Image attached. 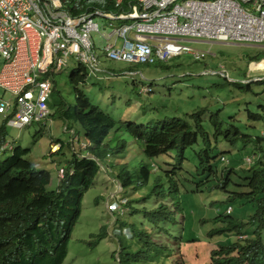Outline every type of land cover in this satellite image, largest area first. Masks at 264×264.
Returning a JSON list of instances; mask_svg holds the SVG:
<instances>
[{
  "label": "trees",
  "instance_id": "obj_1",
  "mask_svg": "<svg viewBox=\"0 0 264 264\" xmlns=\"http://www.w3.org/2000/svg\"><path fill=\"white\" fill-rule=\"evenodd\" d=\"M101 71L103 69L89 72L84 65L74 66L68 76V84L75 94L74 104L62 98L55 76L53 78L54 91L49 101L53 111L51 118L61 119L67 130L83 134L86 149L80 154L89 156L80 157L74 152L65 167V177L57 179L56 189L48 188L50 170L36 167L35 162L27 158L30 149L13 146L11 155L0 160V264H63L69 239L81 214L83 197L92 187L102 167L100 163H109L111 155L116 156V160L121 159L120 164L113 167L116 172H112L122 190L127 193L129 188L136 190L140 186L145 191L140 199L125 203L133 216L139 215L141 219L128 223L116 218L121 228L117 229L118 234L125 233L124 242L120 241L117 264L153 261L154 254L147 251L148 247L164 251L168 245L161 240L157 247L158 238H174L173 230L180 225L179 246L207 243L210 247L207 264H264V132L259 137L244 134L238 126L222 118L220 110L211 112L203 107L177 113L151 125L116 121L79 88ZM148 86L151 93L152 85ZM139 88L137 93L142 95ZM249 90L246 85L245 91ZM260 109L247 112L249 122L264 121V107ZM2 122L0 149L5 152L2 147L6 144V120ZM43 128L36 134L41 135L39 138L43 136ZM45 129L50 130V127ZM120 131L125 134L123 138ZM128 135L134 145L140 146L139 164L128 162ZM221 140L231 145L238 141L244 145L253 142L255 147L247 156L249 162L240 165L229 159L215 145ZM55 142L61 144L57 153L62 154L65 143L58 139ZM104 168L111 167L105 165ZM189 194L197 197L208 194L213 199L210 205L217 202L228 204L227 207L238 199L242 204H251L253 211L246 221L234 218L231 211L209 219L200 215L193 222L188 209L184 213V202H181L182 197L184 200L192 198ZM218 195H221L220 200ZM147 199L150 202L145 206ZM166 199L170 200V206L165 203ZM140 202H144L143 205ZM190 202L187 200L188 204ZM176 218L180 220L177 222ZM136 220L144 225L143 229L136 225ZM195 223L203 229L209 226L205 238L186 237L187 230ZM99 237L106 236L101 232ZM208 237L215 242H210ZM127 238L133 241L127 244ZM135 243L137 248L128 250ZM181 261L188 263L182 254Z\"/></svg>",
  "mask_w": 264,
  "mask_h": 264
},
{
  "label": "rangeland",
  "instance_id": "obj_2",
  "mask_svg": "<svg viewBox=\"0 0 264 264\" xmlns=\"http://www.w3.org/2000/svg\"><path fill=\"white\" fill-rule=\"evenodd\" d=\"M97 2L98 0L96 4ZM93 39L99 44L102 41L96 34H93ZM185 44L208 52V54L200 60H194L190 55L182 54L165 64L151 65L104 61L102 64L104 70L94 73V76L88 79L87 84L79 88L116 121L151 125L177 113L191 112L203 107L211 112L220 110L221 117L238 126L242 133L252 137L261 136L264 132V121L249 122L247 112H259L260 108L264 107V62H261L264 58V48L219 42L188 41ZM76 65L75 60L69 59L70 68L55 76L62 98L72 104L75 102V94L68 84V76ZM141 84H151L153 91L138 95V88ZM235 84L243 85L237 87ZM246 85H249V91H245ZM0 95H2L1 90ZM2 123L0 118V125ZM5 127L7 148L5 152L0 149V160L11 155L13 146L30 149L27 158L35 162L36 167L50 170L51 183L48 188L56 189L58 169L66 167L73 156L67 143L70 139V132L69 129L64 130L63 120L52 118L49 125L50 130L38 124L24 128H15L6 124ZM42 128L44 133L42 138H39L38 136L41 135L36 134ZM119 135L123 138L125 134L120 131ZM83 137V134L79 135L80 142L85 141ZM57 139L65 143L62 154H58V150L52 152L50 148V145L56 143ZM126 139L129 147L128 162L136 161L139 164L141 162L140 146L134 145L129 135ZM84 144L85 142L81 143V145ZM215 145L224 151L229 159L240 165H246L244 161L247 162V156L255 147L253 142L244 145L242 141L231 145L221 140ZM74 146L76 151L84 150L82 147L79 148L78 141ZM103 162L100 163L102 167L92 187L83 197L81 214L69 239L67 256L63 264H117L121 251L120 241L124 242L125 233L118 234L117 229L121 228L115 222L116 218L120 221L125 219L128 223L133 222L135 218L141 219L139 215L133 216L131 208L126 207L125 203L132 199H140L145 191L141 190L140 186L136 190L129 188L127 193L122 190L112 172H116L113 167L120 164V158L116 160V156L111 155L109 163ZM105 165L111 168L106 170ZM189 195L192 198L184 200L182 197L181 202H184V213L188 209L193 222L200 215L209 219L213 215L226 214L228 204L214 202L210 205L213 199L208 194L203 197L202 195L198 197L193 194ZM220 196L218 195L219 200ZM157 198L160 197L157 196ZM187 200H191L190 204ZM169 201L165 200L168 206L171 205ZM149 202L150 199H147L145 206H148ZM140 203H136L138 208H142L144 202L142 205ZM230 205L233 208L232 216L236 219L246 221L253 211L251 204H242L238 199L232 200ZM182 215L184 216L183 213ZM179 220L176 218L177 222ZM135 223L139 228H144L140 221L136 220ZM181 228L180 225L179 228L176 227L173 230L174 238L163 236L158 238L157 247L161 240L168 245L164 251L152 246L148 247L147 251L154 254L152 256L154 260L149 259L148 264H182L181 254L187 260V264H207L210 250L208 244L197 242L180 247L177 236ZM208 228L207 225L206 229H203L199 223L192 224L191 229L186 232V237L188 239L205 238L204 235ZM101 232L104 233L105 238L99 237ZM129 240L130 238H127V244L133 241L132 239L129 243ZM209 240L215 242L210 238ZM131 248H137V244L134 247L132 244L128 250Z\"/></svg>",
  "mask_w": 264,
  "mask_h": 264
},
{
  "label": "built area",
  "instance_id": "obj_3",
  "mask_svg": "<svg viewBox=\"0 0 264 264\" xmlns=\"http://www.w3.org/2000/svg\"><path fill=\"white\" fill-rule=\"evenodd\" d=\"M96 1L0 0V118L6 124H51L53 78L70 68L69 59L97 72L104 61L151 65L182 54L207 56L188 41L264 48V0ZM150 91L148 85L139 88ZM65 174L58 169L59 179Z\"/></svg>",
  "mask_w": 264,
  "mask_h": 264
},
{
  "label": "clouds",
  "instance_id": "obj_4",
  "mask_svg": "<svg viewBox=\"0 0 264 264\" xmlns=\"http://www.w3.org/2000/svg\"><path fill=\"white\" fill-rule=\"evenodd\" d=\"M66 130H67V129H66ZM72 131H73V130H72ZM70 134H71V137H72V136H76L77 139H78L77 141L80 140V139H79V136H78L74 131H73V135H72V132H71ZM71 141H72V140H71ZM72 143H73V145L75 144V142H72ZM81 143H82V142H79V148H81ZM6 148H7V147H6ZM6 148H5V149H6ZM9 148H10V147H9ZM85 148H86V147H84V150H85ZM76 152L79 153L80 157H89V156H84L85 154H84V155H81V154H80V153L82 152L81 150L76 151ZM60 168H61V167H60ZM64 168H65V167H64ZM70 172L72 173V171H70ZM58 179H59V178H58ZM122 204H123V202H122ZM111 207H112V206H111ZM229 207L232 208V206H229ZM229 207H228V208H229ZM228 208H227V210H228ZM111 209H112V208H111ZM112 211H113V210H112ZM112 211H111V212H112ZM232 211H233V208H232ZM226 213H227V211H226ZM240 237H241V235H240Z\"/></svg>",
  "mask_w": 264,
  "mask_h": 264
},
{
  "label": "crops",
  "instance_id": "obj_5",
  "mask_svg": "<svg viewBox=\"0 0 264 264\" xmlns=\"http://www.w3.org/2000/svg\"><path fill=\"white\" fill-rule=\"evenodd\" d=\"M262 59H264V58H262ZM51 97H52V96H51ZM66 129H67V127H66V124H65L64 130H65V131H68V130H66ZM69 132H70V133H71V132L73 133L72 130H69ZM71 138H72V137H71V134H70V139H69V141H68L67 143H68V145H69V147H70L69 149L72 151V153H74V151L76 152V149H75V146H74L75 144L73 145V143H72V141H71ZM85 149H86V148H85Z\"/></svg>",
  "mask_w": 264,
  "mask_h": 264
},
{
  "label": "bare ground",
  "instance_id": "obj_6",
  "mask_svg": "<svg viewBox=\"0 0 264 264\" xmlns=\"http://www.w3.org/2000/svg\"><path fill=\"white\" fill-rule=\"evenodd\" d=\"M261 62H264V59ZM258 63H260V62H258ZM263 68H264V66H263Z\"/></svg>",
  "mask_w": 264,
  "mask_h": 264
},
{
  "label": "water",
  "instance_id": "obj_7",
  "mask_svg": "<svg viewBox=\"0 0 264 264\" xmlns=\"http://www.w3.org/2000/svg\"><path fill=\"white\" fill-rule=\"evenodd\" d=\"M91 157H92V156H91ZM92 158L96 160V158H94V157H92Z\"/></svg>",
  "mask_w": 264,
  "mask_h": 264
}]
</instances>
